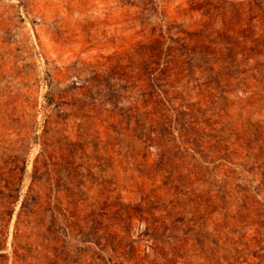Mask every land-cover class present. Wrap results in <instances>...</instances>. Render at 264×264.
<instances>
[{"label":"rangeland","instance_id":"1","mask_svg":"<svg viewBox=\"0 0 264 264\" xmlns=\"http://www.w3.org/2000/svg\"><path fill=\"white\" fill-rule=\"evenodd\" d=\"M0 264H264V0H0Z\"/></svg>","mask_w":264,"mask_h":264}]
</instances>
